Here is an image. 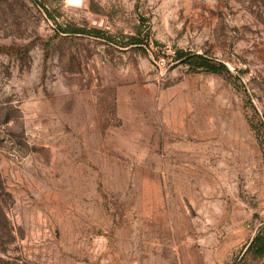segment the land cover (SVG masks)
Returning a JSON list of instances; mask_svg holds the SVG:
<instances>
[{"label":"rangeland","instance_id":"374dc122","mask_svg":"<svg viewBox=\"0 0 264 264\" xmlns=\"http://www.w3.org/2000/svg\"><path fill=\"white\" fill-rule=\"evenodd\" d=\"M257 236L264 0H0V264H264Z\"/></svg>","mask_w":264,"mask_h":264},{"label":"trees","instance_id":"16d2710c","mask_svg":"<svg viewBox=\"0 0 264 264\" xmlns=\"http://www.w3.org/2000/svg\"><path fill=\"white\" fill-rule=\"evenodd\" d=\"M176 60H182L183 63L188 65L193 70H201L206 73L219 74L224 67L217 65L203 55H196L192 53L177 52ZM249 251L255 255L264 254V238L257 236L249 246Z\"/></svg>","mask_w":264,"mask_h":264}]
</instances>
